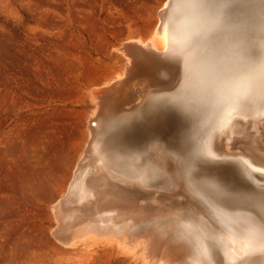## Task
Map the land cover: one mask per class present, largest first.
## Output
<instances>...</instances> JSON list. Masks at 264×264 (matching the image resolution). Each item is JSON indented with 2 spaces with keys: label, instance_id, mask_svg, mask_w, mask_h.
<instances>
[{
  "label": "rangeland",
  "instance_id": "374dc122",
  "mask_svg": "<svg viewBox=\"0 0 264 264\" xmlns=\"http://www.w3.org/2000/svg\"><path fill=\"white\" fill-rule=\"evenodd\" d=\"M167 1L0 0V264H150L139 240L129 243L87 236L69 246L57 241L56 207L68 196L96 124L91 123L98 114L93 92L124 76L128 61L121 49L127 42L154 40L157 51L161 50L155 33L163 23ZM160 53L150 54L147 63L140 62L143 67L120 86L117 103L125 109L120 113L128 111L129 119L118 126L117 135L105 138L120 172L156 171L145 173L149 186L132 188L99 176L101 181L90 186L94 198L78 201L73 197L71 207L104 206L120 217H133L136 212L134 217L140 215L137 220L143 224L156 222L161 233H167L163 237L171 238L169 242L178 239L176 244L166 240L169 245L204 247L202 264H227L225 246L217 239L220 230L215 222L211 229V220L201 211L199 201L185 192L176 173L180 171L185 179L180 160L198 154L193 156L197 170L210 164V169L223 171L225 167L229 172L231 166L244 164L256 179L260 174L259 180L264 181V120L232 119L216 130L207 129L196 140V148L186 153L179 142L188 130L187 108L168 100L169 92L175 90L178 65L175 58ZM160 154L170 158H159Z\"/></svg>",
  "mask_w": 264,
  "mask_h": 264
},
{
  "label": "bare ground",
  "instance_id": "6f19581e",
  "mask_svg": "<svg viewBox=\"0 0 264 264\" xmlns=\"http://www.w3.org/2000/svg\"><path fill=\"white\" fill-rule=\"evenodd\" d=\"M242 2H244V0H200V2H196V0H169L164 7L165 9L163 8V15H161L163 16V23L155 33V37L160 40L161 50L159 52L157 51L154 40H150L147 43L141 42L140 40H128L129 42L123 46L121 52L127 57L128 61V67L125 70V74H123L124 76H120V78L111 85L104 86L101 90L93 92V97L98 103V114L96 113L97 115H94L96 118L92 119L91 123L95 122L96 124L94 126L92 125V127L90 126L92 136L85 152V158L83 156L84 159L76 170L68 196L56 207L60 221H58L60 224L59 230L56 232L57 235L55 234L58 238L57 241L68 244L69 246L73 245L76 239H80L81 241V238L85 239L87 236H95L99 239L114 238L121 242L131 241L129 243L139 240V243L145 246V254L150 260V264H202L205 254L203 250L204 247L199 245L195 246L194 244L192 245L193 247L189 249L186 245H184L185 247H174L175 245H169V243L173 241L169 242L168 240L171 238L166 239L163 237V233L165 232L161 233L162 230L160 231L161 228L155 224L156 222L147 220L143 224L139 219L137 220L138 216L134 217L136 212L134 215L130 213L134 218L128 215L126 217H120L110 213V210L107 211V208L104 206H100L98 209H92L91 207L85 206L71 207V205L74 203L73 197L77 198L78 201L89 199L91 196L94 198V192L91 188H94L96 183L101 181L99 176H106V178L110 179L109 181H117L132 188L149 186V183L144 181V176L145 173L149 175L153 173L154 170L144 166L147 169L140 171L138 175L133 174V171H131L130 174L129 172H120L111 160L112 158L109 152L111 148L108 149V140L106 141L105 138H109L112 134L117 135L120 129L118 126L124 124L129 119L128 113H126L128 111L120 113L125 109L121 107L120 103H117L118 98L116 97L120 95V86H123L125 82L130 80L137 72L138 68L143 67L139 66L140 62L146 61L147 63L151 59L150 54L152 53L161 52L160 54L165 58L176 59L179 71L177 76L178 79L177 82H175V88H173V90H175L172 93L169 92V96L166 91V96L172 98L185 108H203L202 110L205 108L208 113V116L204 120V125L207 126L205 132L207 129H209V131L216 130L224 124L229 123L232 119H249L255 121L259 118L264 120V5L257 9L256 17L258 19L254 22H250L249 18H245L242 12L232 14L230 11V6L240 5ZM248 26L252 28L251 32ZM253 28H255L254 31ZM249 32L252 41L255 43L254 46L257 49V55L255 57H253L251 51L252 44L248 43L247 45L244 38L240 37L241 33L249 35ZM253 36H255L254 40ZM141 65L143 64L141 63ZM141 72L143 73V71ZM147 74H145V76ZM175 74H177V72ZM138 82L140 81L138 80ZM153 93L156 94L157 92ZM146 99L148 98L146 97ZM150 100H153V98H150ZM148 109L152 108L149 106ZM168 119H170V116ZM235 126L236 125H232L233 128ZM131 130L133 129L131 128ZM124 132H122V135H124ZM129 138L130 137H128V140ZM131 138L135 139V137L132 136ZM115 139H118V136H116ZM151 139L152 138L149 140ZM174 140L171 141L174 142ZM135 141L136 140H134V142ZM115 143H117V141H115ZM143 145H145V143ZM171 148H169V151ZM150 157H146V160L148 161V159H151ZM167 157L170 158L167 155L165 156V154H160L159 158ZM226 157L228 156L226 155ZM236 157L237 156H235V158ZM207 159L209 158L207 157ZM144 160L141 161L142 164L146 163V161L143 162ZM206 164L209 163L207 162ZM248 165L251 167V163ZM206 166L208 167L210 164ZM210 167L213 168V165ZM231 167L233 169V166ZM241 167H243L245 174L253 180L254 184L262 193L259 195V198H254L252 202L230 199L227 191L213 179L195 178L190 175L186 176L185 173L184 176H186V178L183 179L180 175V171V174L178 172L176 173V177L180 180V184L183 185L185 192H187L191 200L195 199L199 201V204L202 206L201 211L211 220V225L213 226L211 229H213V231L214 222L216 223L221 235V238L217 237V239L225 246L227 264H264V181H261V179L259 180L260 174L258 179H256L244 164H242ZM155 168L158 167L155 166ZM223 169L225 170V167ZM259 169L261 170V168ZM90 180L92 182L91 184L89 183ZM161 182L164 181L162 180ZM87 186H89V188L91 186V191L87 189ZM155 187L157 186L155 185ZM139 217L141 216L139 215ZM171 217L174 216L171 215ZM141 220L143 221V219ZM170 222L172 223V220ZM173 223L175 224V222ZM203 223L205 224V222ZM171 232L169 233L170 236ZM176 242L173 243L176 244ZM129 243H125V245ZM126 247L127 246H125V248ZM135 248L136 247H134V249ZM186 249L190 251L187 254L185 253ZM220 253L219 251V254Z\"/></svg>",
  "mask_w": 264,
  "mask_h": 264
},
{
  "label": "water",
  "instance_id": "95a60500",
  "mask_svg": "<svg viewBox=\"0 0 264 264\" xmlns=\"http://www.w3.org/2000/svg\"><path fill=\"white\" fill-rule=\"evenodd\" d=\"M261 7L262 4L260 3V0H244V2H242L240 5L230 6V11L232 14L242 12L245 18H249L250 22L252 21L254 22L258 19L256 17L257 9ZM248 28L251 32L252 28L250 26H248ZM254 30L255 28H253V31ZM250 32L249 35L241 33L240 37L244 38L247 45L248 43L252 44L251 51L253 57H255L257 55V49L254 46L255 43L251 39ZM254 39L255 36H253V40ZM155 99H157V97H155ZM168 100H173V99L168 98ZM202 109L201 108L186 109L190 121L185 136L181 137V140L179 142L180 146L186 149V152L187 151L192 152L196 140L205 133V129L207 126L204 125L205 124L204 120L208 116V113L207 110H205V108H204L205 111ZM195 148H194V152H195ZM197 155L195 154L187 158L185 157L182 161L180 160V167L184 168L186 176L190 175L195 178L201 177V178H208L217 181L227 191L230 199L232 200L238 199V200H244L245 202L246 201L252 202L254 198H259V195L262 194L260 189L254 184L253 180L245 174V172L243 171V167H241L242 165L240 164L235 165V168L229 172L222 171L219 168L210 169L209 167H204V168L199 167L201 169V171H199L195 169V167L198 166V164H196V161L194 160L195 158H193V156H197ZM201 172H203V175L200 174ZM240 180L243 181L244 183L246 182V186L240 184L239 182Z\"/></svg>",
  "mask_w": 264,
  "mask_h": 264
},
{
  "label": "snow or ice",
  "instance_id": "6c2138e0",
  "mask_svg": "<svg viewBox=\"0 0 264 264\" xmlns=\"http://www.w3.org/2000/svg\"><path fill=\"white\" fill-rule=\"evenodd\" d=\"M196 2H200V0H196ZM260 3L264 5V0H260Z\"/></svg>",
  "mask_w": 264,
  "mask_h": 264
}]
</instances>
